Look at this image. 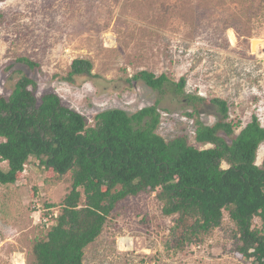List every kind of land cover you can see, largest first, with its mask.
<instances>
[{
  "label": "rangeland",
  "instance_id": "1",
  "mask_svg": "<svg viewBox=\"0 0 264 264\" xmlns=\"http://www.w3.org/2000/svg\"><path fill=\"white\" fill-rule=\"evenodd\" d=\"M77 58L93 63L92 75L70 82ZM144 71L169 78L164 92L140 78ZM23 74L36 81L38 98L56 93L89 122L106 109L133 114L158 103L159 132H188L193 140L194 119L185 112L193 106L186 94H194L226 100L229 119L242 126L254 114L264 126V0H0V93L9 96ZM183 77L185 94H177L172 85ZM217 111L202 102L200 119L212 125ZM263 158L264 142L257 163ZM71 184L70 174L59 177L40 160L0 184V264H31L35 243L47 234L46 212L60 213ZM162 205L146 192L121 201L83 264H251L235 250L226 212L224 226L201 248L168 252L173 221ZM126 237L132 245L120 241Z\"/></svg>",
  "mask_w": 264,
  "mask_h": 264
},
{
  "label": "trees",
  "instance_id": "2",
  "mask_svg": "<svg viewBox=\"0 0 264 264\" xmlns=\"http://www.w3.org/2000/svg\"><path fill=\"white\" fill-rule=\"evenodd\" d=\"M20 60L39 67L29 58ZM92 69L90 60L77 58L65 79L91 76ZM140 78L160 92L169 82L165 74L146 71ZM186 82L183 77L174 83V92L185 94ZM36 90V81L23 74L9 96L0 93V164L7 163L6 169L0 165V184H10L33 160L59 177L70 174L72 184L60 213L46 212L47 234L35 243L31 264H83L86 247L101 235L116 206L143 192L155 193L163 214L172 216L164 243L168 252L201 248L224 226L226 212L235 250L251 264H264V158L257 163L264 126L256 114L242 126L229 119L226 100L186 94L193 105L185 112L194 119L193 140L188 132L166 138L159 132L158 103L133 114L106 109L89 122L58 94L38 98ZM207 101L221 117L212 125L200 119V105Z\"/></svg>",
  "mask_w": 264,
  "mask_h": 264
},
{
  "label": "bare ground",
  "instance_id": "3",
  "mask_svg": "<svg viewBox=\"0 0 264 264\" xmlns=\"http://www.w3.org/2000/svg\"><path fill=\"white\" fill-rule=\"evenodd\" d=\"M120 241H121V242L125 241V242L127 243V245H129V246H130V244H131V242H132V240H131L130 237L121 238ZM131 245H132V244H131Z\"/></svg>",
  "mask_w": 264,
  "mask_h": 264
},
{
  "label": "clouds",
  "instance_id": "4",
  "mask_svg": "<svg viewBox=\"0 0 264 264\" xmlns=\"http://www.w3.org/2000/svg\"><path fill=\"white\" fill-rule=\"evenodd\" d=\"M2 163H3V162H2ZM5 163H6V162H5ZM6 168H7V163H6ZM6 168H5V169H6Z\"/></svg>",
  "mask_w": 264,
  "mask_h": 264
}]
</instances>
